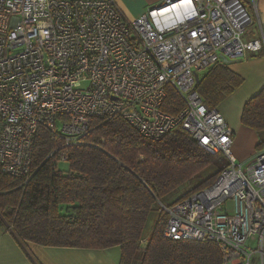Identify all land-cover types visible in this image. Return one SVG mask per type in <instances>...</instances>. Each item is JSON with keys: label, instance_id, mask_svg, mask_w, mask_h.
Wrapping results in <instances>:
<instances>
[{"label": "built area", "instance_id": "1", "mask_svg": "<svg viewBox=\"0 0 264 264\" xmlns=\"http://www.w3.org/2000/svg\"><path fill=\"white\" fill-rule=\"evenodd\" d=\"M253 23L247 0H164L133 21L115 0H0L2 170L28 183L39 126L69 146L92 117H123L151 139L182 124L227 162L212 184L162 206L163 235L213 240L224 264H264V148L238 160L233 128L196 77L223 57L262 51L263 23L244 37ZM169 88L184 102L177 115L163 108ZM58 150L67 161L66 149L48 157Z\"/></svg>", "mask_w": 264, "mask_h": 264}, {"label": "trees", "instance_id": "2", "mask_svg": "<svg viewBox=\"0 0 264 264\" xmlns=\"http://www.w3.org/2000/svg\"><path fill=\"white\" fill-rule=\"evenodd\" d=\"M243 81L220 60L206 69L197 88L217 107ZM184 102L169 88L163 108L178 114ZM243 124L264 132V87L243 108ZM81 143L66 146L62 138L39 126L33 151V174L5 173L0 165V223L5 220L19 240L44 245L107 248L119 245V264H224L213 240L172 239L163 235L166 213L144 236L158 199L209 166L215 170L192 191L212 184L226 165L221 153H210L177 124L160 139H151L120 116L92 117ZM69 152V169H59V150ZM264 148V138L257 144ZM147 238L143 245L141 239Z\"/></svg>", "mask_w": 264, "mask_h": 264}, {"label": "crops", "instance_id": "3", "mask_svg": "<svg viewBox=\"0 0 264 264\" xmlns=\"http://www.w3.org/2000/svg\"><path fill=\"white\" fill-rule=\"evenodd\" d=\"M124 17L133 21L148 8L164 0H115ZM254 23L264 24V0H247ZM223 60V59H222ZM243 78L242 83L217 106L234 130L233 150L239 161L251 160L264 132L242 123L246 101L264 87V49L250 52L247 57L226 62ZM206 70L200 73V77ZM119 245L107 248H85L44 245L31 240L22 242L17 235L0 223V264H119Z\"/></svg>", "mask_w": 264, "mask_h": 264}, {"label": "rangeland", "instance_id": "4", "mask_svg": "<svg viewBox=\"0 0 264 264\" xmlns=\"http://www.w3.org/2000/svg\"><path fill=\"white\" fill-rule=\"evenodd\" d=\"M260 29L258 28V25L253 23L251 26L248 27L247 31L245 32V38H253V37H257L260 36L259 33ZM59 169H61L62 171L66 172L69 169V163L66 160L60 161L58 164ZM215 166H209L207 167L205 170L201 171L200 173H198L197 175H195L194 177H192L190 180H188L187 182H185L184 184H182L181 186H179L177 189H175L172 193H170L169 195L163 197L162 199H158V202L155 205V209L152 210L151 215L149 217L147 226L145 228L144 231V236L148 235L152 229L154 228V226L156 225L159 217H160V212L161 213H165V211L163 210L162 206L163 205H167L172 203L176 198L187 194L188 192H191V189L198 184L199 182H201L203 179H205L206 177H208L210 174H212L215 170ZM206 187V186H205ZM3 225L5 228H9V224L3 220ZM257 243H253L252 247L256 248L257 247ZM141 263V257L140 254L139 256H137L135 263L134 264H140Z\"/></svg>", "mask_w": 264, "mask_h": 264}, {"label": "water", "instance_id": "5", "mask_svg": "<svg viewBox=\"0 0 264 264\" xmlns=\"http://www.w3.org/2000/svg\"><path fill=\"white\" fill-rule=\"evenodd\" d=\"M230 60H231V59H229V58H227V57H223V61H224V62H229ZM196 77H197V81H199V79H200V74L197 73Z\"/></svg>", "mask_w": 264, "mask_h": 264}]
</instances>
